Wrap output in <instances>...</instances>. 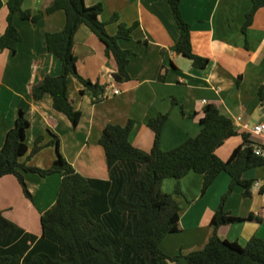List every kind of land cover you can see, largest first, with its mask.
Returning <instances> with one entry per match:
<instances>
[{"label":"crops","instance_id":"0c3cea01","mask_svg":"<svg viewBox=\"0 0 264 264\" xmlns=\"http://www.w3.org/2000/svg\"><path fill=\"white\" fill-rule=\"evenodd\" d=\"M8 1L0 0V36L7 29ZM53 1L24 0L23 9L35 16L45 12ZM85 4L103 7L100 20L108 23L111 36L117 35L120 24L138 25L130 40L119 42L122 49L134 53L127 68L131 81H114L113 74L118 70L115 59L107 57L105 45L82 26L75 37L78 71L92 83L106 86L109 95L93 104L89 96L81 94L83 86L71 78L68 95L82 113L78 127L73 129L70 120L54 109L50 95L38 102L31 95V89L40 86L46 77L62 73V62L49 53L46 36L65 28L66 14L58 11L45 15L37 23L16 15L14 24L23 41L16 53L0 50V149L20 112H24L30 128L26 134L28 153L21 163L50 169L57 159L56 149L47 146L54 135L59 139L60 153L79 174L106 181L109 171L99 142L108 125L125 126L134 121L131 143L149 153L155 133L148 124L160 115L169 114L160 142L163 152L177 149L199 135L207 105H216L241 134L247 133L246 124L254 127L264 123L259 98L264 85V8L257 12L245 34L243 28L253 8L250 0H181V13L191 27L193 53L209 60L208 67L199 70L175 52L180 30L167 0H85ZM115 16L118 22L112 21ZM115 90L120 93L114 95ZM251 136L264 146V137ZM39 137H44V148L31 157ZM242 143L241 136L229 139L217 150L218 157L228 161ZM24 176L33 201L25 197L15 176H5L0 179V211L26 233L40 237L41 216L55 205L63 177L35 173ZM245 179L257 181L252 197H245L243 189L237 187L227 198L224 211L242 219L253 214L260 221L218 229L220 238L243 248L253 237L264 240V194L260 192L264 189V167L247 172ZM203 181V176L191 172L180 181L167 179L162 184V191L173 195L183 209L180 231L162 244L170 256L202 250L215 233L211 221L232 179L221 173L204 196ZM177 187L181 194H176Z\"/></svg>","mask_w":264,"mask_h":264},{"label":"trees","instance_id":"16d2710c","mask_svg":"<svg viewBox=\"0 0 264 264\" xmlns=\"http://www.w3.org/2000/svg\"><path fill=\"white\" fill-rule=\"evenodd\" d=\"M167 1L180 30L175 52L191 60L196 69L205 70L209 60L193 53L191 27L181 13V0ZM250 1L253 8L247 15L245 34L257 12L264 8V0ZM23 4L24 0L7 2V29L0 36V50L16 53L23 41L14 24L16 15L24 21L37 23L45 15L65 12V28L46 36L49 53L62 62V73L46 77L40 86L31 89V95L37 102L50 95L54 109L65 115L76 129L82 113L70 101L69 80L73 78L81 84V94L89 96L93 104L106 98V86L92 83L78 71L75 54L78 31L86 26L97 36L106 47L107 57L114 58L117 63L114 81L126 83L131 81L127 68L134 53L122 49L119 42L130 40L138 25L120 24L117 35L111 36L107 31L108 23L100 20L101 5L87 7L85 0H54L45 12L33 16L23 9ZM112 21L118 22V17ZM259 98L264 113V85L259 90ZM168 119L169 114H165L149 122V128L155 133L154 146L149 153L131 143L134 121L125 126L108 125L99 142L105 151L109 171V180L105 181L79 174L60 153L59 139L54 135L47 145L57 151V159L50 169L21 163V158L28 153L26 134L30 128L21 111L0 149V179L15 176L25 197L33 201L25 173L41 177L61 174L63 178L55 205L41 216L40 237L26 233L0 211V264H264L263 239L253 237L243 248L218 235L222 226L259 220L253 214L246 219L232 217L224 211V204L237 187L243 189L245 197H252L257 181L245 179V174L264 167V156L255 153L256 146L263 149L264 146L253 141L249 133L241 134L234 122L211 104L204 108L199 135L177 149L163 152L160 142ZM238 136L243 139L242 145L228 161L221 160L217 150ZM43 142L44 137L37 139L31 157L44 148ZM191 172L203 176L202 196L221 173H227L232 182L211 221L215 233L208 244L199 251L170 256L163 251L162 244L168 236L180 231L183 209L173 195L162 191V184L167 179L180 181ZM260 192L264 194V189ZM176 194H181L179 187Z\"/></svg>","mask_w":264,"mask_h":264},{"label":"built area","instance_id":"2783aa9c","mask_svg":"<svg viewBox=\"0 0 264 264\" xmlns=\"http://www.w3.org/2000/svg\"><path fill=\"white\" fill-rule=\"evenodd\" d=\"M120 92L115 90L113 92L114 95H118ZM109 95V91H106V96ZM244 129L247 131V133L253 135L254 137H264V123H261L259 125H256L254 127H250L249 125H244ZM255 153L257 155L264 156V149L262 147L256 146L255 147ZM258 186V185H255Z\"/></svg>","mask_w":264,"mask_h":264}]
</instances>
